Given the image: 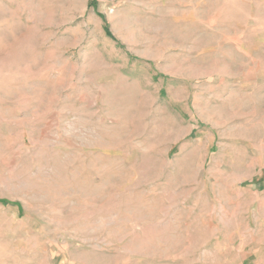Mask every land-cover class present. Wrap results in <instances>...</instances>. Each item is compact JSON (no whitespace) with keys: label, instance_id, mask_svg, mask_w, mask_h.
<instances>
[{"label":"rangeland","instance_id":"rangeland-1","mask_svg":"<svg viewBox=\"0 0 264 264\" xmlns=\"http://www.w3.org/2000/svg\"><path fill=\"white\" fill-rule=\"evenodd\" d=\"M0 264H264V0H0Z\"/></svg>","mask_w":264,"mask_h":264}]
</instances>
